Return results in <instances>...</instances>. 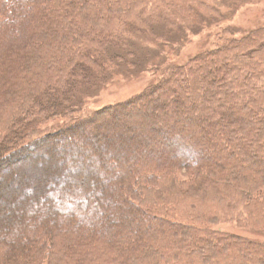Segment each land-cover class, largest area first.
<instances>
[{"label": "trees", "instance_id": "obj_1", "mask_svg": "<svg viewBox=\"0 0 264 264\" xmlns=\"http://www.w3.org/2000/svg\"><path fill=\"white\" fill-rule=\"evenodd\" d=\"M206 1L0 0V105L13 106L0 127V164H20L0 188L31 181L11 200L18 218L0 231V264H264V242L216 226L222 209L243 227L254 219L264 227V27L171 67L123 101L83 114L87 96L77 92L90 75L108 79L102 58L121 57L119 30L129 21ZM53 120L63 123L54 130ZM139 120L151 125L144 135ZM40 145L52 149L31 159ZM66 150L95 169H67Z\"/></svg>", "mask_w": 264, "mask_h": 264}, {"label": "rangeland", "instance_id": "obj_2", "mask_svg": "<svg viewBox=\"0 0 264 264\" xmlns=\"http://www.w3.org/2000/svg\"><path fill=\"white\" fill-rule=\"evenodd\" d=\"M190 3V0H184L183 2L184 6ZM158 9L162 16L161 18L153 16L148 12H142V16L138 18V22L135 25L132 21H129L126 26L119 30L121 36L118 38V46L122 50L117 49V51L121 57L117 58L115 63L106 62V58H102L101 61L108 63L106 66L110 68L106 69L108 74L106 77L108 79L103 82L102 78L98 79L90 75L81 84H78V95L83 90L87 96L85 103L83 102V114L99 107H105L115 102L123 101L141 91L151 81L158 79L164 71L171 67L186 64L189 62V59H193L205 50L220 47L231 38H239L247 35L251 31L264 27V0H207L206 6L189 8L187 13L185 10H179L178 13H174L171 10L167 11L161 5ZM192 17L196 20H187V18ZM141 20H145V22ZM128 28L135 30L126 32ZM131 61L139 62V67L134 69L133 65L130 64ZM93 83H97L98 86L94 87ZM12 107L0 105V127L2 129L6 127L3 126V119L10 116ZM197 112L193 113V116H196ZM139 121L142 127L137 132L144 135L151 125L148 126L142 120ZM62 123L63 121L61 120H53L47 126H51L55 130ZM43 124L37 122V128L34 131H37V129L40 131V127L38 126ZM156 127L161 130L166 128L162 124ZM120 132H118V135ZM31 134L36 135L33 132ZM4 135L5 132L1 131L0 138H3ZM125 136L132 137L134 135L125 134ZM167 145H169L168 147L171 153L177 151L174 140ZM50 149H52L51 146L47 145L46 147V145H40L32 150L29 157L31 159L41 158L45 160L46 155L44 153ZM66 152L72 160V164H69L68 161L65 162L67 169L74 170L76 165L86 166L87 164L92 165L93 170L95 169L94 167L97 165V161L74 156L72 152L67 150ZM19 165V163L15 165L12 163H1L0 178L6 176L7 173L13 174ZM94 173L100 181L98 172L95 171ZM64 180L61 178L60 181H57L58 183L55 182L57 183V190H65L62 185ZM30 184L31 181L29 179H23L18 183L11 182L10 184V181L6 182L0 188V231L8 225L10 226L11 222L18 218V215H15V210H13L11 200L13 202L20 200L21 195L26 193V189L30 187ZM56 189L50 186L47 193L56 192ZM87 190L91 194L92 191L96 190V186L94 187L89 182ZM24 203L26 205L29 204V209L34 210V205L29 203L28 199ZM9 212L13 213V217L6 224L5 220L9 218ZM197 216L201 218L199 213ZM217 216L218 221L216 222V226L221 230L237 234L255 242H264L263 224L259 223L260 226H257L255 219L250 223L254 224V227H243L245 223L243 225L238 224V222L236 223L237 220H232L230 214H224L222 209L218 210ZM209 217L210 214L203 218L208 219ZM187 222L193 223L190 220H187ZM9 237H12V235H9ZM19 247L16 242L15 247L12 248ZM29 258L28 255L25 257V254H23L22 260L26 261ZM133 261L131 260V263ZM40 264H47V262H41Z\"/></svg>", "mask_w": 264, "mask_h": 264}, {"label": "bare ground", "instance_id": "obj_3", "mask_svg": "<svg viewBox=\"0 0 264 264\" xmlns=\"http://www.w3.org/2000/svg\"><path fill=\"white\" fill-rule=\"evenodd\" d=\"M14 155H15V154H12V155H10L8 158H12ZM5 160H8V159H5Z\"/></svg>", "mask_w": 264, "mask_h": 264}]
</instances>
